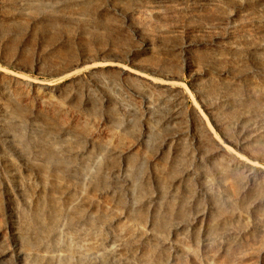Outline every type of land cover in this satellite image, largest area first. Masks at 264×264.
Listing matches in <instances>:
<instances>
[{
    "label": "rangeland",
    "instance_id": "rangeland-1",
    "mask_svg": "<svg viewBox=\"0 0 264 264\" xmlns=\"http://www.w3.org/2000/svg\"><path fill=\"white\" fill-rule=\"evenodd\" d=\"M0 264H264V0H0Z\"/></svg>",
    "mask_w": 264,
    "mask_h": 264
},
{
    "label": "bare ground",
    "instance_id": "bare-ground-1",
    "mask_svg": "<svg viewBox=\"0 0 264 264\" xmlns=\"http://www.w3.org/2000/svg\"><path fill=\"white\" fill-rule=\"evenodd\" d=\"M101 63V62H100ZM95 65H111L110 63H102V64H98V63H95L94 64V66ZM119 65V64H118ZM111 66H113V65H111ZM121 67V66H120ZM86 68V67H85ZM146 78V77H145ZM140 79V78H139ZM147 82H149V81H147ZM162 83V82H161ZM166 84V83H165ZM169 84H172V83H169ZM175 85L177 84V83H174ZM175 85H173V87L175 86ZM169 87V86H168ZM172 88V87H171ZM141 93V92H140ZM252 166V165H251ZM83 178H85V177H83ZM87 244H88V242L87 241H82V242H80V247H82V248H84L85 246H87Z\"/></svg>",
    "mask_w": 264,
    "mask_h": 264
}]
</instances>
